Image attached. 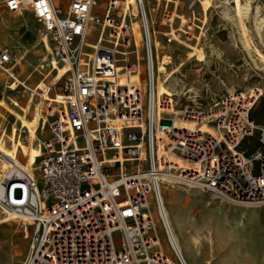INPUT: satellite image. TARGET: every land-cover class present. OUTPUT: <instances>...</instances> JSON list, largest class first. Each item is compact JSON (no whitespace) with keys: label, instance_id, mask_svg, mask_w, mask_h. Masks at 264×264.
<instances>
[{"label":"built area","instance_id":"1","mask_svg":"<svg viewBox=\"0 0 264 264\" xmlns=\"http://www.w3.org/2000/svg\"><path fill=\"white\" fill-rule=\"evenodd\" d=\"M168 4L0 0V14H31L47 53L39 62L53 57L64 70L54 93L63 105L46 108L34 142L38 175L12 161L0 179L1 220L17 219L29 242L21 264H181L180 249L168 239L164 200L165 191L179 187L238 207L264 206V125L251 117L262 93L253 87L220 94L199 75L198 86L189 87L185 63L160 70L158 58L168 52L157 48L160 37L177 43L175 36H204L194 11L182 24L174 16L178 5ZM17 43L0 46V98L9 101L7 94L25 93L8 73L28 51ZM159 80L169 93L157 92ZM206 116L214 134L203 127ZM17 132L26 138L21 124ZM256 133L259 146L247 152L242 144Z\"/></svg>","mask_w":264,"mask_h":264},{"label":"rangeland","instance_id":"2","mask_svg":"<svg viewBox=\"0 0 264 264\" xmlns=\"http://www.w3.org/2000/svg\"><path fill=\"white\" fill-rule=\"evenodd\" d=\"M158 1L161 2V7L164 6V1H167L170 9L173 8L172 3L177 4L174 16L178 17L182 24L188 23V15L194 11L196 15L194 19L199 18V21H195V24L200 27L197 31L204 33V36L196 33L197 36L192 41H185L175 36L177 43L160 37V40L164 42L163 46L155 41L158 49L164 47L168 50L163 57L159 56L163 60V66L174 62H180L181 65L185 63L181 70L186 75L189 87L198 86L199 75V79L209 83L211 89L220 94L228 89L245 91L257 87L262 95L253 107L252 115L257 118V123L264 125V72L257 70L252 63L245 64L241 59L244 51L239 40L240 33L236 24L224 15L227 10L231 15L233 13L231 0H221L218 3L216 0L214 3L217 5H212V0H199V4L195 3L191 7L186 6L189 0ZM252 6L254 9L259 7L264 17V0H252ZM0 21L5 24L4 28H0V42H9L12 40L9 36L17 34L21 36V41L17 38L18 42L13 36L14 42H18V45L26 42V48L31 47L26 53L25 61L15 68L17 77L20 78L24 73H31L35 67L36 72L28 84L31 88H35L41 83L30 101L26 93L22 96L18 94L17 97L13 93L7 94L13 105L18 104V107L22 105L24 110L19 108V111H15L17 107L14 108L10 105L9 99L3 98L2 102L10 106L8 109L0 106V130L6 129L4 133L9 137L10 142L7 148L18 156L19 161L35 165L37 155L30 149L35 147L34 142L37 135H40L39 127L42 119H45L46 108L51 104L54 93L59 91L62 80L55 85L48 100L43 102L42 96L49 85L46 83L49 80L51 82L52 76L47 77V67L43 71L37 69L40 65L39 58L47 55L42 43L38 41V36L32 37L27 31L29 29L37 33V25L33 23V18L28 12L21 16L0 14ZM251 21L252 18H249L247 22L249 26ZM91 30L88 40L94 42L97 31L95 27ZM249 36H252L255 45L263 51L259 39L254 34ZM42 76H44L43 80ZM45 97L46 95L43 98ZM205 106L206 109L210 108L208 103H205ZM40 113L42 118L37 126V135H33L29 123ZM17 124H21L24 129L28 127L26 138L22 137L23 140L16 138ZM257 143L258 134L256 133L243 142V148L252 149ZM34 175L37 176L38 172L34 171ZM164 200L170 224L179 239L182 255L187 264H206L207 262L209 264H264V206L238 207L214 195L187 187L165 191ZM0 219H2L1 215ZM159 227L162 228L159 229L160 240L167 250L169 246L162 223H159ZM191 238H197L199 245L190 248ZM28 245V239L23 237L17 219L0 225V264H21Z\"/></svg>","mask_w":264,"mask_h":264},{"label":"bare ground","instance_id":"3","mask_svg":"<svg viewBox=\"0 0 264 264\" xmlns=\"http://www.w3.org/2000/svg\"><path fill=\"white\" fill-rule=\"evenodd\" d=\"M151 1V0H149ZM155 1V0H154ZM211 1V0H209ZM213 2L211 3L212 5H217V3L221 0H217V3H214V1L216 2V0H212ZM226 2V1H225ZM127 3H133V0H127ZM232 3V15L231 13L227 10L224 12L225 17L231 19L230 21L234 22L240 33L239 35V40L242 46V50L244 51V56L241 58L245 64L249 65V64H253L257 70L259 71H263L264 72V50L262 51L258 46L255 45L252 36H249L250 34H254L260 41V44L262 45L263 49H264V17L261 14V9L259 7H256L255 9L252 6V0H231ZM215 8V7H214ZM177 9V8H176ZM177 11V10H176ZM175 12V11H174ZM249 18H252V21L250 22V26L247 24V22H249ZM194 19V18H193ZM140 25V20L139 18H137L135 20V22L132 25V28L134 30V34L135 37H138V33L136 31V27ZM237 31V30H236ZM45 42L46 45V49L48 51V53H50V47L48 44V41L46 39V37L43 35L41 41ZM42 43V42H40ZM43 46V44H42ZM44 48V47H43ZM28 53V51L26 52ZM243 55V54H242ZM26 55L24 56V60H25ZM23 59L18 62L15 66L17 67L18 65H21L23 62ZM45 61H48L49 63V67H47L48 69V73H47V77L48 76H52L51 77V82L49 85H53V84H57L64 76V70L59 66L58 62L55 60V58L51 57L48 60L47 58H44L43 60H41L40 65H38V68L40 71H43V63ZM163 60L159 57L158 58V66L160 70L164 69L163 66ZM52 68V69H51ZM50 69V70H49ZM56 69H58L57 72H53ZM177 70H174L173 73H175ZM36 72V68L33 67V70L31 71V73H29V76L26 78L25 81H23V79L18 78L17 75L15 74V72H12V69L8 70V73L10 74V77L14 78V83H21L24 85L25 87V93L28 96L29 101L34 97V95L36 94L37 89L39 88V86L41 85V83L38 84V86H36L35 88H31L28 84V81L30 80V78L32 77V75ZM132 79H134V77H131ZM49 85L47 86V89L44 91V93L46 94L45 98L43 102H46L48 100V96L51 94L52 91H50V93L48 92L49 89ZM156 89L157 92L159 94L161 93H169L170 90L169 88L163 83L162 80H159L157 82L156 85ZM259 90V89H258ZM228 91H233V89H228ZM260 92V90H259ZM261 93V92H260ZM5 98V97H4ZM3 98H0V106H3L5 108L8 109V106L5 102H2ZM5 101V100H4ZM11 106L15 105L12 104V102L10 101ZM61 105H63L62 100L59 96H55L53 95V99L51 104H49L47 107H52L53 109H58L61 107ZM64 108V106H62ZM20 109L24 110V106L21 105V107L19 106ZM42 118V113H40L34 120L30 121L29 126L31 129V132L33 133V135H37V123L39 122V120ZM46 119V116L44 117ZM209 117H205V121H204V128L209 131L210 133H215V130L211 127V125L209 124ZM26 126V125H25ZM25 131L27 133L28 131V127H25ZM6 129L1 128L0 130V179L1 177L4 175L5 172H7L12 164V161H14L18 167L30 174H34V164H30L29 162L26 163H21L19 161L18 156H15L14 153L12 151H10L7 147L9 142V137L7 135H5ZM16 138L18 139H22L21 136L18 135L17 129H16ZM30 150H34V152L36 153V155H39V149L37 148V146L33 147V149ZM29 150V151H30ZM36 160V158H35ZM187 190V189H186ZM169 220V218H168ZM11 220L8 221H4L0 219V225L3 224H7L9 223ZM7 222V223H5ZM168 239L172 241V243H174V245H176V247H178L181 251V264H187L183 255H182V249L180 247L179 244V239L177 237V235L175 234L170 221L168 224ZM197 245H199V240L197 238H191L190 239V248L196 247ZM164 248L165 245L163 244ZM168 249V248H167Z\"/></svg>","mask_w":264,"mask_h":264},{"label":"crops","instance_id":"4","mask_svg":"<svg viewBox=\"0 0 264 264\" xmlns=\"http://www.w3.org/2000/svg\"><path fill=\"white\" fill-rule=\"evenodd\" d=\"M26 13V12H25ZM29 13V12H28ZM1 15H3L4 16V14H1ZM0 28H4L5 27V24L4 23H2L1 21H0ZM33 23H34V21H33ZM35 24V23H34ZM29 33H30V35L32 36V37H35L36 38V36H38L37 35V33H34V32H31V31H29V29L27 30ZM16 39L18 38L20 41H21V36H17V34L16 35H13ZM12 35H10L9 36V38H11L12 40H14V37H13ZM38 38H39V36H38ZM18 39H17V41H18ZM39 41V40H38ZM10 42V41H9ZM19 42V41H18ZM8 42L7 41H5V42H0V46H3V45H5V44H7ZM34 43V42H33ZM35 44V43H34ZM22 45L23 46H25V47H27V43L26 42H23L22 43ZM28 50L29 49H31V47H29V48H27ZM23 61H25L24 59H23ZM16 68V67H15ZM17 73L19 74V72L17 71ZM29 76V73H27V74H22V76L20 77V78H27ZM46 94L44 93V95L42 96V98L45 96ZM11 105V104H10ZM9 105V106H10ZM17 107V108H16ZM15 108H16V110L15 111H19L20 109H19V107H18V104H15ZM36 118V117H35ZM35 118H33V120L35 119ZM40 121H41V119L39 120V122L36 124L37 126H39V123H40ZM261 125V124H260ZM36 126V127H37ZM206 264H209V262H207Z\"/></svg>","mask_w":264,"mask_h":264},{"label":"trees","instance_id":"5","mask_svg":"<svg viewBox=\"0 0 264 264\" xmlns=\"http://www.w3.org/2000/svg\"><path fill=\"white\" fill-rule=\"evenodd\" d=\"M251 117H252L253 120L257 123V118L254 117V116L252 115V111H251ZM257 124H259V123H257ZM258 146H259V142H258V143H257L252 149H248V148H243V144H242V148H243V149H246L247 152H251V151H253V150L256 149Z\"/></svg>","mask_w":264,"mask_h":264}]
</instances>
